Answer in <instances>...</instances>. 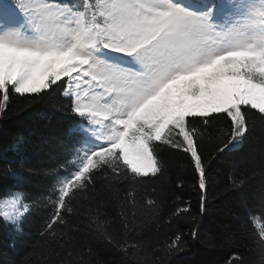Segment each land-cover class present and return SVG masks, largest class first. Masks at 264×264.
<instances>
[{
    "label": "snow or ice",
    "instance_id": "1",
    "mask_svg": "<svg viewBox=\"0 0 264 264\" xmlns=\"http://www.w3.org/2000/svg\"><path fill=\"white\" fill-rule=\"evenodd\" d=\"M57 89L69 104L53 106L78 118L58 137L72 158L58 165L66 175L48 170L52 184L31 198L16 171L5 169L16 180L0 194L9 246L27 217L50 209L39 233L47 251L34 244L20 264H50L61 249L58 264H92L90 248L73 258L82 231L132 255L137 245L114 240L105 209L111 203L125 218L127 208L157 212L158 199L140 203L137 194L168 167L160 146L189 157L203 216L212 161L240 150L257 120L264 123V0H0V120L16 114L8 111L12 93L34 103ZM221 116L230 132L220 133V146L205 159L200 141ZM32 143L17 137L11 150ZM256 179L264 184V162L229 175L217 195ZM189 211L176 207L172 215ZM256 219L249 213V242L226 264H264V223ZM191 236L198 238V226ZM164 249L186 251L182 234Z\"/></svg>",
    "mask_w": 264,
    "mask_h": 264
},
{
    "label": "trees",
    "instance_id": "2",
    "mask_svg": "<svg viewBox=\"0 0 264 264\" xmlns=\"http://www.w3.org/2000/svg\"><path fill=\"white\" fill-rule=\"evenodd\" d=\"M60 91L57 89L49 97L37 99L34 103L29 102L31 97L11 94L8 111L16 114L0 120V194L16 184L12 176L4 174L9 166L22 179L20 187L30 198L44 192L52 184L55 175L48 170L56 169L59 176L67 174L58 165L72 157L58 143V137L78 118L67 110L58 111L53 106L69 104ZM222 131L230 132V121L223 116L213 122L200 141V150L205 159L220 146ZM17 137L31 139L34 143L22 145L20 152L12 151L11 145ZM261 145H264V123L257 120L240 150L225 151L212 161L208 170L207 212L203 216L199 215L200 193L197 187H193L195 181L188 166L189 157L182 151L161 145L159 155L168 162V167L163 175L147 180L146 192L137 194L140 203L146 202V199H158L161 204L157 212L147 215L143 211L133 212L127 208L125 218L120 215L121 210L111 203L105 209L111 220L114 240L121 244L137 245L136 252L125 256L115 244L82 231L75 233L79 246L73 249V258L85 248H90L92 264H135V261L140 264H226L233 253H244L245 245L249 242L248 236L253 231L249 213L257 217V225L264 223L259 219L264 214V184L256 179L238 191L222 195L217 193L228 184L229 175L234 174L239 178L242 173L258 168L264 162ZM72 147L71 143L67 144L68 149ZM21 164L31 171L21 170ZM242 202L248 207H243ZM185 205L190 209L188 214L172 215L176 207ZM48 211L50 209L27 217L23 233L15 238L13 246H9L12 238L8 229L0 224V264H20L34 244L47 251L39 233ZM193 217H196V223ZM196 226L199 236L194 240L191 232ZM255 230L259 231V228ZM178 233L182 234L187 250L170 256L165 252L164 245L170 243ZM58 251V255L54 253L49 257L50 264H58L65 257V250Z\"/></svg>",
    "mask_w": 264,
    "mask_h": 264
}]
</instances>
